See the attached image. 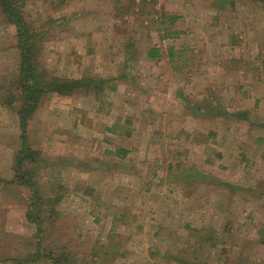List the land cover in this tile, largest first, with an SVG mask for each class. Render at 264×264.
Masks as SVG:
<instances>
[{"label":"rangeland","instance_id":"374dc122","mask_svg":"<svg viewBox=\"0 0 264 264\" xmlns=\"http://www.w3.org/2000/svg\"><path fill=\"white\" fill-rule=\"evenodd\" d=\"M23 15L48 77L106 81L44 94L29 118L27 140L50 160L37 184L61 195L38 246L30 192L8 183L18 102L0 105V264L37 247L72 264H264L263 3L28 0ZM16 45L0 14V86L18 73ZM203 100L240 119L194 114Z\"/></svg>","mask_w":264,"mask_h":264},{"label":"trees","instance_id":"16d2710c","mask_svg":"<svg viewBox=\"0 0 264 264\" xmlns=\"http://www.w3.org/2000/svg\"><path fill=\"white\" fill-rule=\"evenodd\" d=\"M28 0H0V14L4 20L15 28L17 50L19 53V68L18 73L8 85L0 86V105L12 108L16 102V114L18 117V125L20 129V144L12 157L11 170L13 172L8 183L16 186H25L30 195L27 199L25 211L26 220L34 225L37 239L36 245L40 244L44 232L43 225L56 221L59 212L56 210V205L61 200L60 196H47L44 190L37 184L35 179L38 169L47 168L50 160L45 157L39 150L31 147L28 142L27 125L29 118L38 107V103L44 94L55 93L57 95H72L75 91L85 90L90 91L93 88L95 94L102 91L105 79L98 77H83V78H59L56 76L48 77L44 70L39 66V55L42 50L41 38L39 34L31 30L24 19L23 9ZM227 0H217V3L222 5ZM263 3L264 0H256ZM175 17L170 16V23ZM163 25L164 21L160 20ZM175 32H170L172 36ZM168 35V34H166ZM166 35L162 36L165 37ZM130 48L131 45L127 44ZM159 55V49L151 47L146 52L147 58H156ZM128 64L124 65L126 68ZM114 80V78H111ZM206 100V99H205ZM205 100L199 103L189 104L194 114L206 117L204 114L207 110H212L215 116L225 115V117H240L239 112H229L223 106L212 105V101L207 103ZM186 102V100H184ZM241 116H244L242 114ZM240 119V118H239ZM242 119H248L246 116ZM113 154L124 158L128 151L125 148H117ZM54 165V162H51ZM52 189L61 191L64 186L57 184ZM264 196V190L262 191ZM264 243V242H263ZM30 255L20 258L15 261L17 264L29 262V260L48 259L51 264H72L69 261L70 255L63 252L59 255L53 253L39 252V247ZM61 255V256H60Z\"/></svg>","mask_w":264,"mask_h":264},{"label":"crops","instance_id":"0c3cea01","mask_svg":"<svg viewBox=\"0 0 264 264\" xmlns=\"http://www.w3.org/2000/svg\"><path fill=\"white\" fill-rule=\"evenodd\" d=\"M1 224H2V222H1ZM1 226V225H0ZM1 231V230H0Z\"/></svg>","mask_w":264,"mask_h":264}]
</instances>
